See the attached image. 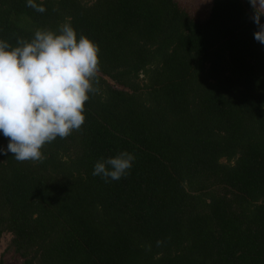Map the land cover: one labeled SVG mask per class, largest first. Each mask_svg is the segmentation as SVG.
<instances>
[{"label": "trees", "instance_id": "obj_1", "mask_svg": "<svg viewBox=\"0 0 264 264\" xmlns=\"http://www.w3.org/2000/svg\"><path fill=\"white\" fill-rule=\"evenodd\" d=\"M35 3L46 11L0 0V40L69 23L99 47V91L42 162L0 153L5 252L21 264H264V44L249 0H211L205 20L175 0ZM122 151L135 156L127 176L92 174Z\"/></svg>", "mask_w": 264, "mask_h": 264}, {"label": "clouds", "instance_id": "obj_2", "mask_svg": "<svg viewBox=\"0 0 264 264\" xmlns=\"http://www.w3.org/2000/svg\"><path fill=\"white\" fill-rule=\"evenodd\" d=\"M257 31L254 39L264 44V0H249ZM26 7L44 13L35 0ZM99 47L77 33L69 23L57 32L37 29L29 41L17 38L16 46L0 40V133L18 162H42V148L58 137L67 138L85 122L84 105L99 89ZM135 156L127 151L98 160L94 176L105 182L129 174ZM160 242H158L159 244Z\"/></svg>", "mask_w": 264, "mask_h": 264}, {"label": "rangeland", "instance_id": "obj_3", "mask_svg": "<svg viewBox=\"0 0 264 264\" xmlns=\"http://www.w3.org/2000/svg\"><path fill=\"white\" fill-rule=\"evenodd\" d=\"M184 10L190 14H196L205 20L209 14L211 0H175ZM9 241V235H4L0 240V260L3 264H21L22 260L12 252L6 253L5 249Z\"/></svg>", "mask_w": 264, "mask_h": 264}]
</instances>
